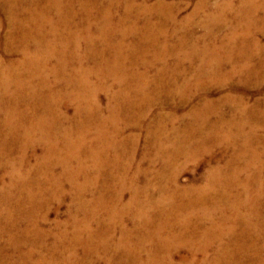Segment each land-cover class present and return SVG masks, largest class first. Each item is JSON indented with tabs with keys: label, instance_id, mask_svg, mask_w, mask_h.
<instances>
[{
	"label": "bare ground",
	"instance_id": "6f19581e",
	"mask_svg": "<svg viewBox=\"0 0 264 264\" xmlns=\"http://www.w3.org/2000/svg\"><path fill=\"white\" fill-rule=\"evenodd\" d=\"M2 1L0 172L8 181L0 175V264H264V151L252 144L264 112L233 94L218 105L209 97L235 78L264 83V68L247 64L264 53L258 38L245 53L232 50L235 38L247 44L251 27L262 26L264 2L240 0L233 10L223 1L197 22L204 32L195 36L190 24L204 0L181 19L158 0H46L41 10L37 0ZM221 24L238 28L225 35L227 51L215 31ZM200 42L220 44V59L209 45L197 49ZM198 94L184 115L145 122L156 103L176 100L185 112ZM129 127L143 129L162 168H142L145 152L134 160L138 133L124 134ZM222 144L231 152L223 165L200 183L180 184L175 161ZM64 180L76 206L54 235L41 224L47 199H62ZM22 245L15 255L6 249Z\"/></svg>",
	"mask_w": 264,
	"mask_h": 264
},
{
	"label": "rangeland",
	"instance_id": "374dc122",
	"mask_svg": "<svg viewBox=\"0 0 264 264\" xmlns=\"http://www.w3.org/2000/svg\"><path fill=\"white\" fill-rule=\"evenodd\" d=\"M155 1H157V0H152V1L149 0V4L154 3ZM158 1H162V3H164V5L165 4L169 5V7H171L173 9V11L177 12L178 18L181 19V18H184L187 15H189L194 10V6L200 0H158ZM204 1H205V8L201 11L200 15H198L196 17L195 23H194L195 25L190 24L191 26H193V33L195 34V36L201 35L204 32V30H202L203 28H201V26H200V23H197V22L200 21V19H202V17H204L205 14H207L208 12H211L215 8V6H217V4H221V3H223V1L229 2V3H231L232 8L234 10L238 7V4L240 2V0H204ZM253 1L257 4H261V2H264V0H253ZM37 3H38L37 8L39 10H41L45 7L44 4L46 3V0H37ZM2 4H3V1L0 0V22H2V25L0 27V36H3L7 32V25L5 23V17L7 15V13L5 10L1 9ZM20 6L22 9L23 5H21L19 3V5H16V10L17 9L19 10ZM259 15H260V13H259ZM259 25H262V26H259L258 29L256 28V26L251 27V32L249 35H247V40L249 38V40L247 41V44H246V41L242 43V41H244L246 39L235 38L236 40H234V49H232V50L233 51L237 50V52H239V53H245L246 51L251 50L249 41L251 40V37L254 38V36H256L258 38V41L262 45H264V22H261ZM188 29H190V28H188ZM231 29L236 30L238 28L235 24H232V25L221 24V26L215 30L219 33L218 37H221L222 42L226 40L225 43L223 42L224 43L223 44V50L224 51H227L230 49V45L227 42V38L225 35L229 34L231 32ZM133 38H134V40H138V36H134ZM169 42L172 44H176L177 40L175 38H173V39L169 40ZM0 45H1L0 46V54H1L2 53V47H3L1 40H0ZM206 45H209V43L207 42L206 44H203L202 42H200L199 44H197V47H198L197 49H204V47ZM213 45H214V47H217V46L220 47V44H218V43H216V44L214 43ZM214 47L212 45H209L206 52L208 53V55H211V56L215 57L217 60H219L220 59V57H218L219 54H216L215 50L219 51L220 49L214 48ZM253 56L254 57H252L250 59V61L247 62V64L254 66L258 70L260 68H264V67H262V64L264 63V53L262 55L256 54ZM173 59L174 58H170L169 62H172ZM224 70H225V68H224ZM191 73H192V71H191V67H190V69H188L186 71L185 75L191 74ZM149 74L152 75V71H150ZM238 82H239L238 79L235 78V79H232L225 87H223V89L212 88L211 89L212 92H211V95H209V97L214 99L215 104L218 105V102H217L218 100L216 98H218L221 95H225V94H233L234 102H238L239 100L242 99L241 102L243 104H245L247 107H249L251 109H255L256 107H258L261 111L264 112V83L262 85L258 86V85H254V84L250 85L248 83H244V82L238 83ZM105 94L106 93H104V92H100L98 95L99 100H100V106H101V112L102 113H104V109H105L104 107H106L107 102H108L107 94L106 95ZM201 97L202 96L200 94L196 95L193 98V100L191 102H189V104L186 105V108H184L186 110L185 112H182L181 110L175 109L174 103L177 102L176 100H169L168 102H164L163 104L158 102L148 112V115H147L145 122H149L151 120H154L156 117H158L160 115L165 117V118H170L174 113H177V115L178 114L184 115L192 107H194L198 104ZM221 107H222L223 112L230 113L229 112L230 104H224ZM66 111L68 114H70L71 107L69 106V108H67ZM257 115L259 116L258 112H257ZM226 118H228V117H226ZM258 118H259L258 122H257L258 131L253 138L255 140L253 141L252 144L254 146L258 147L260 150L264 151V123L262 122V121H264V118L263 119L261 117H258ZM209 119H210V121L214 122L217 119V115H215V114L210 115ZM174 124H175V127H178V128L180 127L175 122H174ZM181 124H182V122L180 123V125ZM133 133H138V137H137L138 144L136 146V153H134V160H136L138 162L140 159V156H142L141 154L143 152H145L144 154L148 155V157L150 159L145 160L143 163H140V166L142 168H150V170H152V172L156 171L158 168H162V166L160 165L161 164L160 158L154 159V156H155L154 155L155 154L154 148H147L146 149V147H145L146 140L144 138L143 129L142 130H136L133 127H129L124 132V134H126V135L127 134H133ZM39 148L40 147H38V149H37V153H40ZM230 154H231L230 150H228V148L222 144V145H218L217 147L212 148L209 153L205 152L204 154H201V155L199 154L200 156L196 160L194 159V160H190V161H185L183 158H180L179 160L175 161L176 166L183 169L179 175V178H178L180 184L187 185V184H191V183H196V184L200 183L203 180L204 175L208 169H210L211 167H213L215 165H223L228 160ZM261 160H262V164L264 166V153L262 155ZM136 163L134 164V166H131L130 168H135ZM3 170H2V172H0V175L2 177H4L3 180L7 182L8 181V179H7L8 175H6V173H3ZM55 172L59 173L60 168L56 169ZM139 180L142 181V179H139ZM62 185H63V191H64L62 193V199L61 198H52V199L48 198L47 199L49 201V205L47 208L48 217H47V221L44 222L43 224H41V227H43L47 230H50L52 233H54V235L59 233L58 228L56 227V224H55L56 221H61L64 223L67 220H69L68 214L72 209H75V206H76L75 199H73L74 196L70 192L72 183L64 180L62 182ZM32 190L35 191L36 188L32 187ZM59 194H61V193L58 192L56 195H59ZM59 200H61V201H59ZM82 215L77 216L78 222H80V220H84V218H82ZM80 223H82V221ZM4 224L5 223L2 222V220H0V226L1 225L3 226ZM25 224H26V222H25ZM20 225H23V222H21ZM62 229L63 228H61L59 230H62ZM70 230H71V227L67 228V231H70ZM53 237H54L53 235L47 236L46 243L48 245L52 244V241L54 239ZM7 238H8V236L3 237V239H5V240ZM3 239H1V240H3ZM25 246L26 245H22L19 247V249H13V248L7 246L6 249L11 250L12 252L11 251L10 252L15 255L14 251H19L20 249L25 250L26 249ZM75 250H76L77 256L79 255L78 257L81 258L82 257V247L76 246ZM96 264H102V263H96Z\"/></svg>",
	"mask_w": 264,
	"mask_h": 264
}]
</instances>
